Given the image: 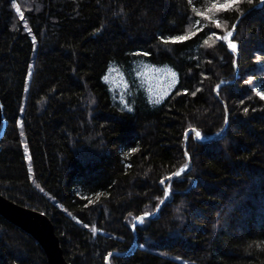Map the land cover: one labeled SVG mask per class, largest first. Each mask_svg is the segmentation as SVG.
Listing matches in <instances>:
<instances>
[{
    "label": "trees",
    "instance_id": "1",
    "mask_svg": "<svg viewBox=\"0 0 264 264\" xmlns=\"http://www.w3.org/2000/svg\"><path fill=\"white\" fill-rule=\"evenodd\" d=\"M212 2L0 0V193L51 220L68 264H264V2L221 29L196 14ZM226 31L236 52L203 43ZM0 264H49L1 214Z\"/></svg>",
    "mask_w": 264,
    "mask_h": 264
},
{
    "label": "water",
    "instance_id": "2",
    "mask_svg": "<svg viewBox=\"0 0 264 264\" xmlns=\"http://www.w3.org/2000/svg\"><path fill=\"white\" fill-rule=\"evenodd\" d=\"M5 125L6 122L3 120L0 102V136L3 135ZM188 169L189 167L186 170ZM162 204L155 213L159 212ZM0 214L38 241L47 256L49 264H68L63 255L60 239L55 233L54 225L46 215L37 210L18 205L1 193Z\"/></svg>",
    "mask_w": 264,
    "mask_h": 264
},
{
    "label": "snow or ice",
    "instance_id": "3",
    "mask_svg": "<svg viewBox=\"0 0 264 264\" xmlns=\"http://www.w3.org/2000/svg\"><path fill=\"white\" fill-rule=\"evenodd\" d=\"M242 2V0H225V2L223 4L220 3V0H213L211 6L207 9L206 12H199L197 11V16L202 17L204 20L208 21L209 23H214L215 24V28L216 29H221L222 25L221 22L216 19H213V13H222L225 11H230L232 10L234 7L238 6L240 3ZM249 2H251V0H249ZM262 2H264V0H262ZM189 3H191V0H189ZM13 7L16 8L17 13L20 12V8L18 6H16L15 4H13ZM193 11H196V9L194 8ZM21 18L23 19V16L21 15ZM197 26L200 25V21L197 20L196 21ZM27 27V25H25ZM233 28H235V25H232ZM195 35V33H189L188 35H177L175 37H168L167 40H165V43H168V41H186L189 39V36ZM233 37V32L232 31H226L224 35H217L216 32H212L211 35H208L207 39H205L203 41V43L205 45L209 44V41H219L221 42V44H225L227 45V48L231 50V52H236L237 51V44L231 39ZM257 59H259V57H257ZM235 61H233V64L235 65ZM174 75V74H173ZM249 80H245V84H248ZM219 86L217 85V88ZM256 96L259 97L260 100L264 101V92L262 91H256L255 92ZM193 95H195V92L193 93ZM245 112L248 111L247 108L244 109ZM195 136L197 138L201 137V133L200 132H195ZM133 151H137L136 149H134ZM185 157L188 156V153L185 152L184 153ZM188 168V165L185 164L184 167H182L179 171H177L176 173H174V177L179 178L184 172L185 170ZM172 177H169V179H171ZM165 179H161L160 180V185L163 186L165 184ZM164 193L165 196L168 195V190L164 189ZM161 203H165V201H162ZM145 215H149L148 213H145ZM139 219V218H138ZM110 255V254H109Z\"/></svg>",
    "mask_w": 264,
    "mask_h": 264
},
{
    "label": "rangeland",
    "instance_id": "4",
    "mask_svg": "<svg viewBox=\"0 0 264 264\" xmlns=\"http://www.w3.org/2000/svg\"><path fill=\"white\" fill-rule=\"evenodd\" d=\"M149 71H151L154 75V77H153L154 82L152 81L150 72L147 73L146 79L148 81H150V83L156 89H159L160 87H164V88L169 87L170 85H172V83L175 82V77L177 76V73L170 67H155V68L149 69ZM113 78H114V80H110L111 83L113 81V83H114L113 86H118V83H121V81H122L121 75L118 72L115 73ZM28 209H31V208H28Z\"/></svg>",
    "mask_w": 264,
    "mask_h": 264
}]
</instances>
